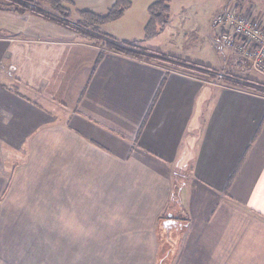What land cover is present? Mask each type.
Instances as JSON below:
<instances>
[{
  "label": "crops",
  "instance_id": "crops-1",
  "mask_svg": "<svg viewBox=\"0 0 264 264\" xmlns=\"http://www.w3.org/2000/svg\"><path fill=\"white\" fill-rule=\"evenodd\" d=\"M228 1L206 32L216 63L157 47L168 24L103 32L257 90L0 8V264H264V75L216 49Z\"/></svg>",
  "mask_w": 264,
  "mask_h": 264
},
{
  "label": "rangeland",
  "instance_id": "rangeland-1",
  "mask_svg": "<svg viewBox=\"0 0 264 264\" xmlns=\"http://www.w3.org/2000/svg\"><path fill=\"white\" fill-rule=\"evenodd\" d=\"M71 1L75 6L74 8H76L77 10L79 9L89 10L98 14L106 13L117 2V0H71ZM128 1L130 2V6L124 11L121 18H119L116 21L107 23L101 26L100 28H98L99 31L98 30L97 31L100 34L94 33L89 29L84 30L83 28H80L79 25L76 24V22L78 23V20H80L79 16L72 11L73 10L72 7H69L71 11V16L67 19L66 22L71 24L72 27H76V30L81 29V31H83L86 34V35L85 34L82 35L71 30L75 38H78L79 40L84 42L97 44V43H101L102 41H106L105 39L108 40L107 38L108 36L103 32V30L105 32H108V34L113 37H117V36L130 37L133 40L144 38L145 25L148 20V6L157 0H128ZM223 1L224 0H168V4L170 8L168 28L163 34L155 38L153 42L160 49L163 48L167 51H171V53H175V54L179 53L182 55H186L188 57H196L200 59H206V57L207 58L209 57L210 58L209 61H212V63H216L217 55H213L211 53L213 49L212 47L209 46V38L207 37L206 32L208 29L209 20L211 19L212 15L216 12V10L220 8ZM231 1L232 0H229L225 4L223 9L226 7L228 9L234 8L236 11L243 14L241 10L236 9L233 3H230ZM240 1L241 2L239 3L236 1V4L243 5L245 6L243 8L248 10L249 9L248 6L251 0H240ZM33 2L38 9L47 12L49 14H53V12L50 10V7L44 0H33ZM260 10L262 11V9ZM27 13H30L34 17H39L42 20L53 24L51 20H49L44 16L38 15L34 12H27ZM249 13L251 14L252 21L254 23L257 24L262 23L264 25V14H260L259 12V14L253 15L254 13L252 14L250 10ZM243 15H245V13ZM210 23L212 26L216 27L219 36L220 35L219 33L223 32L222 28L215 25L214 20ZM213 30H215V28ZM124 41H128V40H124ZM210 44L212 43L210 42ZM217 45H218V39L216 40V44H215L216 49L219 51L224 50L225 54L234 57V59L236 58L240 62V60L238 59V53L235 51L234 46L218 48ZM209 53H211V55ZM240 63L246 64V62H240ZM215 73L216 76L213 78H209V77L207 78L204 76L203 77L200 76V77L207 80V82L211 84L216 83L226 86L236 85L235 82L232 81V79L229 76L232 75L231 73H228L226 71H221V72L216 71ZM238 83L242 84V82H238ZM161 225H163V223H161ZM170 230H171V234H170L171 238L169 244L176 245L179 236L176 235L177 233H175L174 228H171ZM162 237L168 239V237L164 236V233L161 234V238ZM173 255H174L173 251H169L168 253L164 251L163 256L161 255V257H168V261H170ZM161 261L159 260V264H162Z\"/></svg>",
  "mask_w": 264,
  "mask_h": 264
},
{
  "label": "trees",
  "instance_id": "trees-1",
  "mask_svg": "<svg viewBox=\"0 0 264 264\" xmlns=\"http://www.w3.org/2000/svg\"><path fill=\"white\" fill-rule=\"evenodd\" d=\"M0 8L4 10H10L17 13L34 12L38 15L44 16L51 20L53 23L63 26L69 30H73L79 34H85L81 29L72 27L67 23V19L71 16L69 7H72V11L79 16L78 23L80 28L100 34L98 31L101 26L116 21L123 15L124 11L129 8L130 2L128 0H117V2L106 13L98 14L89 10H77L74 8V4L71 0H44L53 14H49L37 8L33 0H0ZM170 8L168 0H157L148 6V20L145 25L144 38L150 39L160 33L169 22ZM75 25V26H77ZM74 26V25H73ZM80 30V31H79ZM98 30V31H97ZM86 35V34H85ZM106 41L107 48L130 54L134 57L143 59L145 61L157 63L165 67H169L172 70L183 71L188 74L196 76H204L213 78L216 76V70L206 65L191 62L185 59H181L175 56L166 55L158 50H152L141 47L135 42L122 41L119 44L113 40ZM238 85V82H235ZM247 89L257 90V88L250 86L247 83L239 84Z\"/></svg>",
  "mask_w": 264,
  "mask_h": 264
},
{
  "label": "built area",
  "instance_id": "built-area-1",
  "mask_svg": "<svg viewBox=\"0 0 264 264\" xmlns=\"http://www.w3.org/2000/svg\"><path fill=\"white\" fill-rule=\"evenodd\" d=\"M243 14L227 7L215 14L214 24L223 30L217 47L234 46L240 62H247L264 75V25L254 23L250 14Z\"/></svg>",
  "mask_w": 264,
  "mask_h": 264
},
{
  "label": "water",
  "instance_id": "water-1",
  "mask_svg": "<svg viewBox=\"0 0 264 264\" xmlns=\"http://www.w3.org/2000/svg\"><path fill=\"white\" fill-rule=\"evenodd\" d=\"M175 221L173 220V219H167V220H165L163 223L165 224V223H169V224H172V223H174Z\"/></svg>",
  "mask_w": 264,
  "mask_h": 264
}]
</instances>
